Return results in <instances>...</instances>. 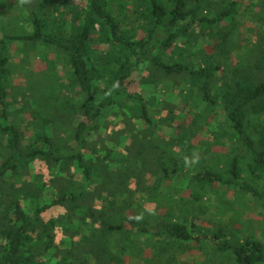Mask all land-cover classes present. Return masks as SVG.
<instances>
[{
  "label": "trees",
  "instance_id": "16d2710c",
  "mask_svg": "<svg viewBox=\"0 0 264 264\" xmlns=\"http://www.w3.org/2000/svg\"><path fill=\"white\" fill-rule=\"evenodd\" d=\"M26 2V34L0 39V264H198L184 254L209 250L264 263L263 241L197 210L219 186L264 200V0ZM11 39L55 47L71 69L26 142Z\"/></svg>",
  "mask_w": 264,
  "mask_h": 264
},
{
  "label": "rangeland",
  "instance_id": "374dc122",
  "mask_svg": "<svg viewBox=\"0 0 264 264\" xmlns=\"http://www.w3.org/2000/svg\"><path fill=\"white\" fill-rule=\"evenodd\" d=\"M25 2L26 0H0V39L6 35L26 34L30 28L25 20L27 2L30 1ZM242 10L245 12L246 5L242 7ZM241 13L238 17L242 24L239 30L244 32L249 19L247 13ZM208 38H206V44H209L207 46L209 50H212L211 44L221 41V36ZM7 54L9 56L7 66L11 107L13 110L19 111L13 113V118L17 120L16 122L22 130L23 140L26 142L32 138L31 131L28 129V116L35 112H41L42 116L46 117L55 112L52 111V104L58 98L64 97V92L70 82L71 69L55 47L36 45L26 40L11 39ZM152 89L148 86L144 87L147 93ZM164 89L166 88L164 87ZM164 89L162 92L160 90V93L163 94L161 98H165V102L179 105L180 96L175 91L165 92ZM139 91L143 92L141 86ZM164 94L166 95L164 96ZM163 106L166 109V106ZM157 114L160 115V113ZM220 119L221 115L216 117L214 122H218ZM49 128L52 132V126ZM206 135L207 133L204 131L203 136ZM203 138L205 139V137ZM197 146L198 148L196 147L193 151L195 160L206 155L199 143ZM193 164L195 163L192 162L191 165ZM263 201V199H254L249 194L238 193L232 188L219 186L218 193L205 195V198L197 206V210L205 220L203 223L213 229L223 228L233 237L264 242ZM192 204L196 206L195 203ZM211 252V250L207 253L199 251L197 254L193 252V255L187 252L184 256L186 259L190 258L191 263L228 264L220 252Z\"/></svg>",
  "mask_w": 264,
  "mask_h": 264
}]
</instances>
